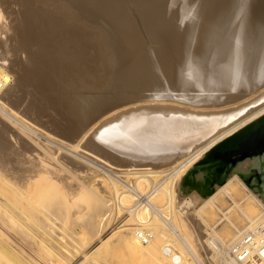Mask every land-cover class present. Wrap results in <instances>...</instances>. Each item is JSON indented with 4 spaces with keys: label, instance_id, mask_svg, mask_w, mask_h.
Listing matches in <instances>:
<instances>
[{
    "label": "bare ground",
    "instance_id": "1",
    "mask_svg": "<svg viewBox=\"0 0 264 264\" xmlns=\"http://www.w3.org/2000/svg\"><path fill=\"white\" fill-rule=\"evenodd\" d=\"M237 186L225 237L203 212ZM104 206L124 213L106 237ZM54 208L82 228L70 249ZM130 233L171 264H264V0H0V264H36L28 242L104 264Z\"/></svg>",
    "mask_w": 264,
    "mask_h": 264
},
{
    "label": "rangeland",
    "instance_id": "2",
    "mask_svg": "<svg viewBox=\"0 0 264 264\" xmlns=\"http://www.w3.org/2000/svg\"><path fill=\"white\" fill-rule=\"evenodd\" d=\"M237 187H240V190L239 188L234 189L232 192V196H229V198H228V195L224 193H221L217 196L215 203L219 208L207 206L203 212V215L205 216V218L207 219L209 223L215 222L214 229L217 232H219L222 236H225V237L228 236V233H232L233 230L231 229V231H229L226 229L224 225L225 220H218L219 217L222 216V214L220 213V210L225 211L228 209L227 207L231 206L230 210L229 211L227 210L228 212L226 213L230 215L232 218H235L239 226H241L245 222L240 217L239 211L237 209V205L235 204L236 205L235 206L233 202H237L239 205H244L248 202L249 198L243 196L245 194V190L241 186H237ZM162 202H164V200ZM103 209L106 211V213L109 214V215L107 214V227H105L103 231V233L104 232L105 233L104 234L102 233V235L106 237L112 231L111 228H115L114 227L115 224L119 225L122 222L121 219L124 213L121 214V216L119 217L117 216L119 218L118 219L117 217H112L114 215L113 214L114 210L113 211L109 210L106 206H104ZM260 210H261V207L256 206V211L258 212ZM53 212L54 214L52 215L51 220L55 223L54 224L55 227L52 232V236L54 235L55 237L53 236V238H55L57 242H59L60 244L64 243L63 247L70 249L72 244H74L73 240L71 241V239H73L72 237L78 239L77 237L79 235H82V233L80 234V231L82 230V228L81 230L77 229L80 226L78 224H75V222L72 221L73 219L71 218V216L67 215L65 217L61 213V211L57 210V208H54ZM192 212H193V206L191 205V206L186 207L185 211L182 214H180L179 211H174L175 217L173 216L175 220L178 222L185 221L187 225V231L189 233L190 240L195 239L198 233L197 230L190 224L189 219L186 218V217H189L191 219L194 216ZM167 215L171 217V213H167ZM216 220H218V222H216ZM204 228L206 229V226H203V229ZM208 230L209 232L212 231L211 229H208ZM161 231L159 229H153V228L148 229V232L155 237V241L163 243L169 249L170 253L171 252L174 253L176 249H173L172 247L171 232H169L168 230L166 231L164 230L162 232ZM76 232H79L78 236ZM43 235L45 236L43 238H47L49 236V235L46 236L47 234H43ZM59 235H62L63 239ZM47 239H49V237ZM65 243H68L69 246L68 244H65ZM22 244H26V245H22ZM22 244L20 245V249H21V252H23V255L31 259L36 264L38 263L42 264V262L43 264H47V262L48 264H50V262L51 264H58L54 260H51V259H50L51 261H48L49 258L45 255L43 249L38 247V245L31 243V242H28V244L27 243H22ZM106 247L107 248H106L105 255L100 257V260L104 264H171V261L168 259V257L165 256V254H163L153 244H144V240L142 238H137L131 233L127 236V239H125L124 241H121L117 244L113 242L112 243L108 242ZM56 248L57 250L61 249V247H58V246H56L55 249ZM86 249L87 247L86 248L84 247L83 250H86ZM199 250H200L199 252L201 253L202 257L206 259L207 254L205 253V249L200 247ZM81 251L82 250L77 251V252H81ZM221 253L222 252L219 253V252H215L214 250H210L209 257L206 259L207 264H226L224 261L221 260V256H220ZM184 255H181V256L176 255V256H178L181 260L185 261ZM78 258L82 259V257L77 256L76 259ZM72 262H75V259L72 260ZM83 263L88 264L89 262L87 259H84Z\"/></svg>",
    "mask_w": 264,
    "mask_h": 264
},
{
    "label": "built area",
    "instance_id": "3",
    "mask_svg": "<svg viewBox=\"0 0 264 264\" xmlns=\"http://www.w3.org/2000/svg\"><path fill=\"white\" fill-rule=\"evenodd\" d=\"M150 192V190H144L143 192L141 193H138L137 196H145L146 194H148ZM245 244V243H244ZM243 249V247L241 248V250Z\"/></svg>",
    "mask_w": 264,
    "mask_h": 264
}]
</instances>
